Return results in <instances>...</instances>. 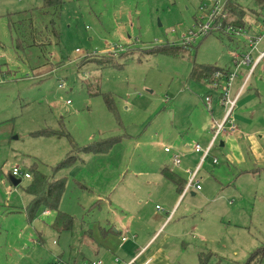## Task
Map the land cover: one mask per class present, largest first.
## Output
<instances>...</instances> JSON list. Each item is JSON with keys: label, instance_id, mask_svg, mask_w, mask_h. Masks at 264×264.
Here are the masks:
<instances>
[{"label": "rangeland", "instance_id": "374dc122", "mask_svg": "<svg viewBox=\"0 0 264 264\" xmlns=\"http://www.w3.org/2000/svg\"><path fill=\"white\" fill-rule=\"evenodd\" d=\"M210 1L62 0L55 20L57 42L44 50H16L7 15L38 7L43 0H0V264H72L75 253L69 245L83 226L82 218L107 213L95 205L97 200L79 193L67 168L55 169L71 145L67 136L40 134L51 130L64 131L79 146L119 134L108 149L115 159L106 168L114 176L124 172L123 183L135 185L142 201L148 192V175L141 177L150 166L148 134L162 141L154 156L173 136L187 137L202 149L212 136L197 179L217 203L209 215L199 208L203 210L195 219L202 230L189 233L197 236L186 238L189 247L204 252L203 264H244L250 252L264 247V57L253 68L238 65L246 35L216 29L200 34ZM232 1L248 12L242 16L243 31L258 34L264 25V0ZM160 47L172 52H159ZM262 49L264 33L251 60ZM193 63L215 64L234 76L229 86L225 80L199 84L188 76ZM247 73L223 129L214 137L226 110L225 88L233 99ZM104 95L112 98L114 111ZM232 123L242 131H231ZM227 133L244 136L238 140L239 151L225 142ZM14 166L31 177L36 171L49 180H64L58 207L74 216L70 230H53L55 213L44 207L28 221L24 188L31 179L16 177L20 182L13 184ZM44 210L49 214L43 215ZM203 231L208 233L205 243Z\"/></svg>", "mask_w": 264, "mask_h": 264}, {"label": "crops", "instance_id": "0c3cea01", "mask_svg": "<svg viewBox=\"0 0 264 264\" xmlns=\"http://www.w3.org/2000/svg\"><path fill=\"white\" fill-rule=\"evenodd\" d=\"M248 73L238 86L233 97L234 100L242 90ZM225 113L226 110L218 123L222 122ZM203 128L206 130V126ZM235 129L242 131L241 127H235ZM235 129L231 131L235 132ZM240 135L242 134L240 133ZM116 137L119 141L121 136L118 134ZM173 137L169 143L163 145L162 151L154 156V150L160 146L162 141L154 140V137L151 138V135L148 134V162L150 166H148V174L145 173L141 176L143 179L148 175V180H146V185H148L147 199L144 201L140 200L137 190L133 189L136 187L135 185L123 183L121 175L124 172H118L114 176L113 170L106 168V163L113 162L115 159L116 153L113 154V149L112 151L108 148L102 152L80 151L78 153V160L67 167V174L83 197L87 193L88 198H91V201L97 200L95 205L107 213L96 219H91L92 217L82 218L83 226L73 236L72 245H69L75 253L72 264L81 259L94 258L100 259L103 264H127L138 254L135 264H202L200 255H204V252L195 249L194 245L189 247L190 242L186 238H197L194 233L191 236L189 234L194 230L199 233L202 230L201 223L195 219V216L199 215L203 209L209 215L208 209L216 207L217 201L213 199L212 193L203 185L199 190L190 187L185 192L182 189L180 193L177 192L173 182L163 176L161 169L167 167L186 181L188 177L185 174L187 173L186 170H193L201 158L199 153L193 150L195 143H189L190 140L187 137ZM211 137L209 135L206 144H209ZM122 138L125 136L123 135ZM226 138L225 142L228 141L230 147L235 145L239 151L238 140L243 139L244 136L240 138L238 135L235 137L227 133ZM93 141L97 140L92 139L90 142ZM223 144L224 142H220V145ZM165 146H168L170 151L166 152ZM151 151L153 152L151 153ZM173 154H178L182 158L178 166L172 164ZM243 158L241 159L242 162L245 161ZM203 162L199 167L198 175ZM186 166L194 167L190 169ZM183 167L186 168L183 169ZM128 172L132 173V171ZM197 194L199 198H196ZM227 203L231 204L232 201H227ZM146 205H148V209ZM199 208L203 209L199 210ZM42 214L48 215L49 212L47 214L42 212ZM51 228L53 229L52 226ZM202 234L200 238L205 243L208 239V233ZM205 253L211 255V252Z\"/></svg>", "mask_w": 264, "mask_h": 264}, {"label": "trees", "instance_id": "16d2710c", "mask_svg": "<svg viewBox=\"0 0 264 264\" xmlns=\"http://www.w3.org/2000/svg\"><path fill=\"white\" fill-rule=\"evenodd\" d=\"M262 4L263 0H257ZM62 0H43V4L30 8L28 10L9 13V28L14 34L13 46L16 50H22L39 47L44 50L45 46L52 42H57L59 32L56 28V18H58L61 9ZM222 10L226 13L224 18L220 15L216 16L214 25L220 24L219 30L224 31L228 27H234V30L244 28L242 16L247 14V10L232 0H225ZM252 11V10H251ZM233 19H228L231 17ZM213 31V30H212ZM225 32V31H224ZM233 34V33H232ZM172 52L170 48H159V52ZM219 73V78H216L215 73ZM228 71L222 69L215 64L193 63L189 77L190 79L200 83H212L218 80H226ZM104 100L107 107L114 111V102L108 95H104ZM40 134L46 136H67L70 142V149L65 157L57 164V169L70 167L78 160V153L84 152H102L107 150L111 145L118 141L117 137L97 140L86 145L79 146L71 141L69 135L64 131L51 130L43 131ZM161 173L169 179L176 186L177 192L182 191L185 180L179 177L167 167L161 169ZM31 180L24 188L25 193L29 197L28 203L25 205V214L28 221H32L36 210L39 207H44L48 210L54 211L55 215L51 221V226L57 232L70 230L73 225V216L60 210L58 207V199L64 187L63 179L47 178L41 173L33 171V176L29 177ZM264 257V247H258L248 255L244 264H260ZM204 257L200 255V262L204 263Z\"/></svg>", "mask_w": 264, "mask_h": 264}, {"label": "built area", "instance_id": "2783aa9c", "mask_svg": "<svg viewBox=\"0 0 264 264\" xmlns=\"http://www.w3.org/2000/svg\"><path fill=\"white\" fill-rule=\"evenodd\" d=\"M208 3H209V6H207V7H210V12L208 14L203 15V16L206 17V21H205V23L200 25V31H199L200 34L201 33H205L207 30H215V29L219 30L218 28H219L220 24L218 22L217 25H214V20H215L216 16H218V15H220L221 18H224L226 16V13L222 10L223 4L221 5L219 3V1L211 0ZM224 31L225 32H227V31L235 32L234 27H232V26L228 27ZM241 33L246 35V42H245L246 51L244 52V54L241 55L242 58H241V60L237 61V64L238 65L239 64H250L251 68H253L255 66V64L261 58L264 57V50H262V51L258 52V54L256 55L254 60H251V55H252L253 51L256 49V45L261 40L262 34L264 33V25H261L259 27V33L254 35L253 37L252 36H248L247 33L245 31H243V28L242 29H237L235 34H241ZM234 57L236 59L237 55H235ZM215 76H216V78H219V73L216 72ZM233 76H234V74L228 72L227 78L225 80L227 86H229L230 81L232 80ZM218 81H214V82L215 83L217 82V84H218ZM205 101L209 105L210 98L206 97ZM222 101H223V104H225V106H226V113H225V116H224L222 122L217 123L216 126L214 127V137L217 136L221 132V130L223 129V124L226 123L227 118L229 116L228 115L229 111H230V109L233 106L234 101H235L234 99H231V100L228 99L227 93H226V88H225V92H224L223 97H222ZM234 129H235V125L232 123L231 130H234ZM212 144H213V140L209 143V145L205 149H202L198 143H195L193 145L194 152H197V153L202 152V153H201V158H200V161H199L198 165L195 166V168L193 170H186L187 173H188V177H187V179L185 181V184H184V187H183V191L184 192L187 191L190 187H193L196 190H199L201 188V185L199 184V180L197 179L198 178L197 177L198 176V170H199V167H200L201 163L209 155V151L211 149ZM164 150L166 152H168V151H170V148L168 146H165ZM212 161L214 163V162H216V159H213ZM172 164L174 166H178L180 164V157H179L178 154H173L172 155ZM11 175L14 176V177H21V176H24L26 178L30 177V174L27 173V172L24 173V174H21L18 166H14L11 169ZM43 213L47 214L48 210H44ZM138 255H136L134 257V259L131 260L127 264H135V260L138 257ZM145 263H147V262H145ZM75 264H103V263H102V261L100 259L94 258V259H81V260L77 261Z\"/></svg>", "mask_w": 264, "mask_h": 264}, {"label": "water", "instance_id": "95a60500", "mask_svg": "<svg viewBox=\"0 0 264 264\" xmlns=\"http://www.w3.org/2000/svg\"><path fill=\"white\" fill-rule=\"evenodd\" d=\"M10 179L12 181L13 184H18L20 182V180L12 175H10Z\"/></svg>", "mask_w": 264, "mask_h": 264}]
</instances>
